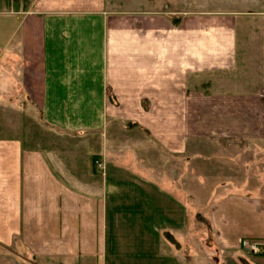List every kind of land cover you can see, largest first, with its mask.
Wrapping results in <instances>:
<instances>
[{"label":"crops","instance_id":"crops-1","mask_svg":"<svg viewBox=\"0 0 264 264\" xmlns=\"http://www.w3.org/2000/svg\"><path fill=\"white\" fill-rule=\"evenodd\" d=\"M256 18L0 0V264H264Z\"/></svg>","mask_w":264,"mask_h":264},{"label":"rangeland","instance_id":"rangeland-1","mask_svg":"<svg viewBox=\"0 0 264 264\" xmlns=\"http://www.w3.org/2000/svg\"><path fill=\"white\" fill-rule=\"evenodd\" d=\"M166 2H167V6H169V8L171 9H173L175 6V8L180 7V9H182L188 7V8L197 9L198 11L225 10V11L244 13V14H257L256 19L260 18L261 22L259 21L253 22L251 20V22L248 23L249 26H247V28L254 31V33H252V36L254 34L256 38L255 41L259 42L257 38H260V35L262 34L261 38L263 39L261 40H262V44L264 45V37H263L264 36V0H166ZM258 26L260 27L258 28ZM262 63H263L262 68H263V76H264V61ZM249 157L250 156L248 155L247 158ZM254 159L259 160V162L262 163L261 166H254V167L247 166V168L250 167L248 171L249 172L251 171L252 174L251 176L254 175V177L257 178V180H259L260 183L257 180L255 183L251 181L249 183V186H251L252 188L256 187L257 185L261 187V185L263 184L262 187H264V163H263L264 151H262V154H260V156L258 157L256 156ZM202 192L206 194L207 193L206 188H204ZM206 199H207L206 197H202V198L199 197L197 200L198 203L203 204ZM209 211L210 210L208 208L205 213H202L201 216H199L198 219L196 218L195 215H191L190 217H188V221H207L208 220L207 215L209 214ZM242 242H244L245 245L242 244ZM253 245H256V248L259 250L258 252L253 253V251L251 250V248H253ZM240 249L242 254H244L247 257L253 255L262 256L264 255V238L260 240L244 239L240 243Z\"/></svg>","mask_w":264,"mask_h":264},{"label":"built area","instance_id":"built-area-1","mask_svg":"<svg viewBox=\"0 0 264 264\" xmlns=\"http://www.w3.org/2000/svg\"><path fill=\"white\" fill-rule=\"evenodd\" d=\"M242 244H244V242H242ZM245 245V244H244ZM251 250L253 251V253L258 252L259 250L256 248V245H253V248H251Z\"/></svg>","mask_w":264,"mask_h":264}]
</instances>
